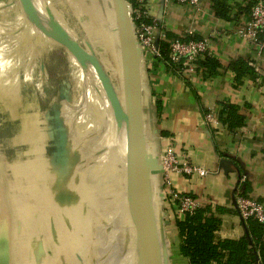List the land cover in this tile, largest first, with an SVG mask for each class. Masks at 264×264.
I'll use <instances>...</instances> for the list:
<instances>
[{
	"label": "crops",
	"instance_id": "obj_1",
	"mask_svg": "<svg viewBox=\"0 0 264 264\" xmlns=\"http://www.w3.org/2000/svg\"><path fill=\"white\" fill-rule=\"evenodd\" d=\"M145 2L151 17L162 18V26L168 38L182 34L187 29L193 30L197 37H207L206 54L217 65L206 70L198 68L196 72L185 73L180 77L169 71L163 62L150 56L141 57L143 154L148 164L154 165L160 161L166 147L172 146L179 160H186L203 168L206 171L203 176L170 174L172 186L181 193L191 194L200 207L211 205L224 208L225 211L218 215L221 224L217 236L238 238L247 232V227L234 207L235 190L240 189L247 196L264 203V51L258 52L249 40L236 32L248 21L251 0H228L225 3L226 17L215 14L211 0H201L198 8L178 4L173 0L165 4L163 0ZM62 5V9L71 19L72 15L76 19L90 16L88 20L82 19L84 26H90V22L97 24L95 28L104 29L107 20L115 35L119 68L111 1L64 0ZM3 10L4 6L0 7V12ZM13 27L11 24V32L15 38L12 36L13 43L9 46L8 41L2 42L1 34V31L7 34L9 30L0 21V48L11 58L14 68L11 72L14 76L12 85L6 74L4 76L8 80L7 84L0 82V251L23 246L25 242H21L20 238L13 244L8 241V236L14 233L21 235L20 230H31V234L43 232L49 236L54 249L62 254L79 247L76 235L70 230H86L84 215L87 209L92 212L95 209V217L99 219L100 214H103L105 220L109 221L110 214L106 207L110 203L108 192L116 196L118 186L116 188V185L110 184L106 176L116 174L112 165L118 164L117 171L122 174L124 187L127 128L122 110L117 113L114 110V97L107 85L101 82L102 77L99 85L97 84L100 89L93 86L91 99L85 100L81 99V90L76 85L81 83L73 73L72 81L77 87L79 102L78 115L74 116L72 107L68 106L73 120L66 115L64 120L73 126L72 135L77 136L83 128L91 129L98 125L104 141H92L91 149H87L88 145L86 151H82V159H79L80 156L77 159L75 155V176L71 182H67L74 189L71 191L59 186L60 173L50 162L54 151L52 140L49 135L47 138L46 133L40 136L36 123L31 126L28 118L31 110L27 113L26 107L31 109L37 104L23 94L18 102L22 95L20 88L16 86L20 80H16L15 75L20 73V40ZM82 47L87 49L85 45ZM28 52L31 61V50ZM84 52L83 56L87 57ZM86 53L92 57L91 53ZM233 62L238 63L233 66ZM38 73L41 77L37 80L38 83L51 75L49 68L47 71L38 68ZM2 80L5 81L4 78ZM26 84L31 90V78L26 80ZM4 92L7 94L5 100ZM113 92L121 99L119 104L122 109V92L120 91L121 96L115 90ZM16 94L17 97L11 99L10 96ZM39 94L44 98L45 90H41ZM19 103L24 108L22 116L18 112ZM225 106L236 108V119L241 121L239 125L231 127L227 122L223 123L222 119L227 114ZM207 112L212 113L216 122L205 120ZM38 114L39 112L36 115ZM38 118L36 120L39 123ZM236 119L230 118L233 123ZM46 139L48 141L45 143ZM67 178H70L69 174ZM52 179H56L55 187L49 184ZM119 184V188L125 193L122 184ZM144 189L148 194L145 199L147 210L153 217L152 228L158 264H188V259L179 250L181 238L175 225L178 215L167 208L165 203L160 204L158 176L150 175ZM99 192L102 195L106 192V197L100 199ZM65 196L69 199L66 200ZM101 204L105 207L102 213L99 212ZM121 206L127 209L129 215L128 207L125 204ZM121 206L116 207L117 213L112 221L114 226L121 217ZM163 212H167L165 218H162ZM97 229L95 235L103 233L105 236L103 245L97 249L99 253H104L107 249L113 250L119 234L121 239L127 236L124 231L110 230L109 227H106L107 230ZM96 239L100 240L98 237ZM131 247L132 245L127 246L128 253L121 260L123 264H134L136 261V254ZM6 257L1 254L0 261L2 258L6 261Z\"/></svg>",
	"mask_w": 264,
	"mask_h": 264
},
{
	"label": "rangeland",
	"instance_id": "obj_2",
	"mask_svg": "<svg viewBox=\"0 0 264 264\" xmlns=\"http://www.w3.org/2000/svg\"><path fill=\"white\" fill-rule=\"evenodd\" d=\"M1 4L0 7L4 5V3L7 5L8 8H4L2 12H0V21L4 24V28L8 29L7 34L5 31H1L2 34V42H9V46L11 43H13V34L11 32V24L14 25L15 33H17V38L20 40V46H19V59H20V73L19 75H15L16 80H20V83H18L16 86L20 88V94L26 96L28 99L32 98L34 101V104H37L35 107L27 108V113L30 116L28 118L31 120V126H34L33 123L37 126V131L40 134V136H44L45 133L47 134V138L51 136V140L54 142L57 138L58 134V127L55 122V118L53 116L52 124L50 125L48 122H46L45 119V111L52 113V107L55 105L57 106V110L60 113H63L66 111L68 106L72 109L73 115H78V109H79V102H78V95H77V87L81 90L82 96L81 99L89 100L91 99V93L92 89L99 88L98 86L100 83V73L93 65V56H95L100 63L102 64V67L106 71L105 74L108 75L109 80L111 82V85L115 92L120 95V72L117 65L116 60V44H115V35L112 30V26H110L109 23H107V20H105L104 23V29H98L95 28L97 25H93L89 22L90 26H84L82 19H90L89 16H83L79 17V19H76L74 15H72V22L74 24H77L78 28H74L67 19L63 16L61 13V8L63 7L64 0H51L49 1L50 5L53 6L55 10V13L57 14L56 17L51 16L47 13V11L39 9L38 14L35 16V19L32 20L31 14H24L23 10L21 8L19 9L17 5L15 4V0H10L8 2H4V0H0ZM14 3V4H13ZM38 3V2H36ZM5 6V5H4ZM105 6V5H102ZM16 9V10H14ZM71 22V21H70ZM8 23V24H5ZM59 32V33H58ZM28 33V35H26ZM64 37L66 43H69L70 41L74 42L76 46H79L82 48V52H84V45L87 46L89 51L91 52L92 59H88L87 57L81 58L78 56V54L75 52V50L65 51L66 45L62 46L60 43V38ZM15 38V37H14ZM77 40V41H75ZM1 41V37H0ZM29 41L31 44H29ZM79 41V42H78ZM4 42V43H5ZM31 50V61L29 59V52ZM85 53V52H84ZM0 54H3V56L0 57V82H5L7 84L8 80H6V77L4 74L9 76L10 84L12 85L13 81L12 78V70L14 69L12 67V60L10 57L6 56V53L3 51V49L0 48ZM9 55V54H8ZM25 65V66H24ZM38 68H43V70H46L49 68L51 75L47 76V79H44V81L41 80V82H37V80L41 79L38 73ZM95 70V72H94ZM76 76V80L80 82L81 84H74V81H72V74ZM12 76V77H11ZM2 78L5 79V81L2 80ZM28 78H31V90H29L26 80ZM103 83V79H101ZM98 84V85H97ZM104 85V84H103ZM106 85V84H105ZM101 86V85H100ZM17 87V88H18ZM45 90L46 95L42 98L39 94L40 91ZM94 90V89H93ZM32 92V95H31ZM79 92V91H78ZM42 93V92H41ZM4 100L7 99L6 92L3 93ZM10 95V94H8ZM22 96H19L18 102ZM64 95L65 99L58 100V96ZM118 95V96H119ZM57 96V97H56ZM121 96V95H120ZM12 98H16L17 94L15 96H10ZM2 98V96H1ZM56 98L55 100H52ZM119 100H121L119 98ZM123 103V102H122ZM2 104V103H1ZM23 105V100L21 102ZM20 103L17 104V107H19V111L21 116L24 111V108L22 107ZM28 106V105H27ZM123 106V104H122ZM2 108H4L2 106ZM39 110V111H37ZM39 112V116L36 115ZM51 115V116H52ZM15 117V115H14ZM39 117V123L36 120V118ZM36 120V121H35ZM33 121V122H32ZM65 121V120H64ZM62 127L66 128L65 134L67 139V148L69 156H67V164L69 165L71 161H75V155L77 156V159L81 158L82 151H86L91 149V145L93 142H96L99 140L101 143L104 141L103 135L98 127H91V129L83 128L80 130V132L77 135H72L73 126L69 123L64 122L62 124ZM75 127V126H74ZM50 132V133H49ZM50 135H49V134ZM49 135V136H48ZM44 140V139H43ZM48 140H45V143ZM93 141V142H92ZM71 149V150H70ZM54 150V149H53ZM87 152L85 153V155ZM82 159V158H81ZM92 161H95V159H91ZM54 165V163H53ZM76 164L72 165L71 168L67 169L66 171H61V180L60 185L63 186L64 189H69L72 191L74 187L70 184H67V182H71L73 179V176H75L76 172ZM116 169V174H110L109 177L106 176V180L110 181V184L116 185L115 195H112L111 192H108V200L110 203L106 205L107 211L110 214L109 221L107 222L105 220V216L100 214V222L99 219L96 216L95 212H92L91 209H87L86 215H84V227L86 230H70L74 235L77 237L78 246H82L84 249H87V260L83 261L79 260L77 257H70L66 258L64 261L61 262V264H123L121 262L124 255L127 253V246L132 245V251L136 254L135 257L138 258V252H137V244L134 241L133 233H131V221L129 218V215L127 213V209L124 206H121L123 204L126 205L125 201V193H123L122 189H120V184H122L121 181V175L119 171H117L118 164L112 165ZM57 168V167H56ZM55 168V169H56ZM59 169V168H57ZM69 174L70 178H67V175ZM119 178V179H118ZM64 181H66V184H64ZM56 179H52L49 184L51 186L55 187ZM118 184V185H117ZM65 185V186H64ZM123 187V184L121 186ZM59 194V193H58ZM105 195H102V193L99 192V198H105ZM90 195V194H89ZM92 195V194H91ZM120 198L122 199V202L119 203ZM119 203V204H117ZM121 206L120 208V215L121 217L119 220L115 223V226L112 224L113 217L117 213L116 207ZM100 206V205H99ZM114 208V209H113ZM103 209L105 207L101 206L99 207V212L102 213ZM111 209V210H109ZM113 209V210H112ZM100 223V225H99ZM79 227V226H76ZM83 227V228H84ZM98 227V229H97ZM106 227L110 230H117L118 232L124 231V234L127 235L125 239L120 238V234L118 237H116L117 245L113 250L107 249L104 253L97 252L98 247L103 245L105 236L103 233H100L96 235L95 237V231L97 230H107ZM115 227V228H114ZM44 231V230H40ZM39 231V232H40ZM133 232V231H132ZM21 235L14 233L13 236H18L20 238V241L25 242L22 246V248L17 249L21 251L22 249L29 250V258L28 259L31 262V248L29 244H31V230H20ZM132 234V235H131ZM94 235V236H93ZM42 237V234L37 235V237ZM46 236V235H44ZM9 238L11 236H8ZM29 237V240H27ZM95 237V238H94ZM100 238L96 239V238ZM49 236H46V239L49 240ZM39 239V238H38ZM51 241V240H50ZM120 241V242H119ZM12 242V241H11ZM42 245H46V242L42 243ZM53 243L51 242V245L48 246V249H46V246H44V250L46 253V264H55L53 262L54 255L57 254V251L54 249V246H52ZM29 247V248H28ZM9 254V264H13L11 255L16 254V249H10ZM51 250V251H49ZM13 251H16V253H12ZM74 254V253H73ZM7 258V257H6ZM1 262H5V259L2 258ZM19 262V263H18ZM17 264H27L26 261L18 260ZM138 261H136V264Z\"/></svg>",
	"mask_w": 264,
	"mask_h": 264
},
{
	"label": "water",
	"instance_id": "obj_3",
	"mask_svg": "<svg viewBox=\"0 0 264 264\" xmlns=\"http://www.w3.org/2000/svg\"><path fill=\"white\" fill-rule=\"evenodd\" d=\"M110 1H111L112 11L115 21L116 41L118 47V64L120 69V77H121L120 86H121L122 102H123L122 109L119 104V99L113 92L114 91L113 87L111 85L108 75L105 74L106 71L102 67V64L95 56H93L92 54L91 55L93 56V65L97 67L103 81L107 85L112 96L115 98V102L118 106V111L122 110L123 112V120L125 126L127 128H131L133 131L132 145L129 146L126 143V151L128 153V158L126 159L125 186H126V194H127L128 211L132 226L131 233H133L134 241L137 244L138 258H136V261H138L137 264H158V258H157V252H156V247L153 237V228H152L153 217L150 213H148L147 210L145 199L148 197V194H146L144 185L150 175L157 174L158 188H159L158 198L160 204L161 205L164 204V194L162 192V185H161L162 167L160 161L154 165L148 164V160L147 158H145L143 154L144 138H143V125H142L143 122H142L141 71H140L142 54L140 49L137 47L136 41L134 39L133 27L129 15L127 0H110ZM4 5H3L4 8L5 7L8 8L5 3ZM60 11L65 17V19H67L69 23L76 29L77 26L72 22V19L65 13V11L62 8ZM26 35H28V33H26ZM60 40L62 46L67 45L64 37L61 36ZM78 56H80L81 58L84 57L81 55ZM64 97H65L64 95H60L58 96V100L64 101L65 99ZM56 108L57 106L55 107L54 105L51 108L52 113L55 112L54 115L50 116L49 113H46L45 119L46 120H48L49 118H51L52 120L54 118L56 119L54 120L58 127V134L56 140L53 142L54 151L50 158V162L51 164L54 163L53 166L59 168L57 170L60 173L62 170L66 171L69 168L73 169L71 166L74 165L75 162L71 161L69 165L66 162L67 160L66 158L67 156H69V153H68L67 139L65 134L66 128L62 127V124L65 121L64 118H62L61 115L62 113L55 111L57 110ZM65 175L63 174L62 177ZM68 199L69 198H66V200ZM166 216H167V212H163L162 218L163 217L165 218ZM163 221L168 223L166 219L165 220L163 219ZM40 234L44 236L43 232H41ZM40 234L38 233L31 234V248H33L32 246L34 245V243H37L36 240L38 238L36 237L37 235ZM245 234H247V232ZM12 237L13 235L10 238L8 237V241L14 244L17 238L19 237L14 236L13 242H11ZM247 237L249 239L248 234ZM120 238H121V234H120ZM27 240H29V237ZM10 251L11 250L8 249H6L5 251H0V255L5 254L7 256L6 261L5 262L0 261V264H9ZM136 261L134 262V264H136Z\"/></svg>",
	"mask_w": 264,
	"mask_h": 264
},
{
	"label": "built area",
	"instance_id": "obj_4",
	"mask_svg": "<svg viewBox=\"0 0 264 264\" xmlns=\"http://www.w3.org/2000/svg\"><path fill=\"white\" fill-rule=\"evenodd\" d=\"M169 0H163V4ZM178 4L198 8L201 0H173ZM132 22L134 39L142 56L153 59L161 57L159 44L167 43V60L162 61L167 69L180 77L198 70L197 62L207 53L208 38L195 36L193 30L187 29L182 34L168 38L162 26V18L151 17L145 0H127ZM239 36L249 40L258 52L264 51V0H252L248 21L237 31ZM207 122H216L211 112L205 114ZM162 167L161 185L165 205L172 202L180 215L192 214L200 207L199 202L190 194L181 193L171 183L170 174L199 175L206 171L186 160H179L173 147L167 146L160 157ZM234 207L239 217L245 221L253 219L264 227V203L247 196L240 189L235 190Z\"/></svg>",
	"mask_w": 264,
	"mask_h": 264
},
{
	"label": "trees",
	"instance_id": "obj_5",
	"mask_svg": "<svg viewBox=\"0 0 264 264\" xmlns=\"http://www.w3.org/2000/svg\"><path fill=\"white\" fill-rule=\"evenodd\" d=\"M228 0H211L212 7L217 16L226 17V6ZM252 0L249 3V10ZM161 57L157 58L158 61L167 60V43L161 41L159 44ZM238 62H233L236 66ZM217 64L211 60L207 54L197 62L199 68L203 70L213 68ZM229 110V113L227 112ZM226 117L222 119L226 123L235 127L239 125L240 120L236 119V108L234 106H225ZM231 119H236L233 123ZM191 195V194H190ZM192 196V195H191ZM167 208L175 211L178 215L175 218V225L181 238L179 250L183 256L188 259V264H264V227L253 219L245 220L247 227V234L238 238H221L217 236V231L220 228L221 219L219 214L224 212L225 209L220 206L207 205L195 209L192 214L180 215L177 213L176 208L172 202L166 204ZM96 237V235H95ZM37 243H34L31 248V262L28 254L29 250L22 249V245L15 246L11 255L13 264H17L18 260L26 261L27 264H46V253L44 246L48 249L51 245L50 240L45 236L36 237ZM250 240V243H249ZM46 242V245L42 243ZM16 244V243H14ZM51 251V250H49ZM74 253V254H73ZM87 249L82 246L74 248L68 252L54 255L53 262L61 264L66 258L77 257L79 260H87ZM19 263V262H18ZM91 264V260H90Z\"/></svg>",
	"mask_w": 264,
	"mask_h": 264
},
{
	"label": "bare ground",
	"instance_id": "obj_6",
	"mask_svg": "<svg viewBox=\"0 0 264 264\" xmlns=\"http://www.w3.org/2000/svg\"><path fill=\"white\" fill-rule=\"evenodd\" d=\"M10 0H4V2H8ZM49 1L51 0H15V4L17 5V7L21 10H23L24 14H31L30 17H32V20L35 19V16L38 14L39 12V9H42V10H45L47 11L48 14H50L51 16H54L56 17V13L55 11H58V10H55L53 8V6L50 5ZM54 1V0H53ZM38 2V3H36ZM14 4V3H13ZM16 10V9H14ZM12 30V28H11ZM59 33V32H58ZM70 50H75V52L78 54V55H81L83 56L82 54V48L79 47V46H76L74 44V42L70 41L69 43H67L66 47H65V51H70ZM86 52H89L90 51L87 49H85V55L87 56L88 59L92 58L91 56H89L88 53ZM83 58V57H82ZM113 107H114V110L115 112L117 113L118 112V106L115 102V98H113ZM66 116H68L69 118H71V114L69 113V110L66 109V111H64L63 113V118ZM122 117H123V112H122ZM73 118V117H72ZM70 119V120H73V119ZM71 123V122H70ZM71 125V124H70ZM127 128V127H126ZM132 129L131 128H127V145H132L133 143V133H132ZM124 136V135H123ZM128 158V153L127 151L125 152L124 154V173H123V182H124V190H125V194H126V186H125V169H126V159ZM157 174L153 175V176H156ZM158 176V175H157ZM119 204V203H117ZM126 204H127V207H128V203H127V194H126ZM128 253V252H127Z\"/></svg>",
	"mask_w": 264,
	"mask_h": 264
},
{
	"label": "flooded vegetation",
	"instance_id": "obj_7",
	"mask_svg": "<svg viewBox=\"0 0 264 264\" xmlns=\"http://www.w3.org/2000/svg\"><path fill=\"white\" fill-rule=\"evenodd\" d=\"M14 28V27H13ZM14 30H15V28H14ZM13 37H14V35H13ZM50 114V113H49ZM52 114H50V116H51ZM46 122H48L50 125H53L52 123V119L51 118H49L48 120H46ZM51 146H53V141H52V144H51ZM60 176H61V174H59Z\"/></svg>",
	"mask_w": 264,
	"mask_h": 264
}]
</instances>
